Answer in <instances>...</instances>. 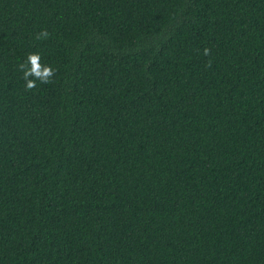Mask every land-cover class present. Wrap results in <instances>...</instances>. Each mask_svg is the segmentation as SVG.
Listing matches in <instances>:
<instances>
[{
    "label": "trees",
    "instance_id": "obj_1",
    "mask_svg": "<svg viewBox=\"0 0 264 264\" xmlns=\"http://www.w3.org/2000/svg\"><path fill=\"white\" fill-rule=\"evenodd\" d=\"M0 264H264V0H0Z\"/></svg>",
    "mask_w": 264,
    "mask_h": 264
},
{
    "label": "clouds",
    "instance_id": "obj_2",
    "mask_svg": "<svg viewBox=\"0 0 264 264\" xmlns=\"http://www.w3.org/2000/svg\"><path fill=\"white\" fill-rule=\"evenodd\" d=\"M49 33L47 30H41L36 35L37 39H46L48 38ZM204 55H210V49H204ZM209 65L207 66H210ZM19 69L23 73V79L26 81L25 90L35 89L39 81L41 84H47L52 82V78L55 76L56 70L50 65H44L41 63V56L39 53H29L27 55L26 61L19 64ZM30 77H32L30 79Z\"/></svg>",
    "mask_w": 264,
    "mask_h": 264
}]
</instances>
